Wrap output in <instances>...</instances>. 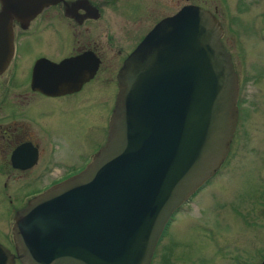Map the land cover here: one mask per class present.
I'll return each mask as SVG.
<instances>
[{
    "label": "water",
    "instance_id": "obj_1",
    "mask_svg": "<svg viewBox=\"0 0 264 264\" xmlns=\"http://www.w3.org/2000/svg\"><path fill=\"white\" fill-rule=\"evenodd\" d=\"M55 1L0 0V74L14 54L13 20ZM221 37L217 20L194 5L149 32L118 73L104 145L17 216L23 264L151 263L173 215L229 153L239 87Z\"/></svg>",
    "mask_w": 264,
    "mask_h": 264
},
{
    "label": "flooded vegetation",
    "instance_id": "obj_2",
    "mask_svg": "<svg viewBox=\"0 0 264 264\" xmlns=\"http://www.w3.org/2000/svg\"><path fill=\"white\" fill-rule=\"evenodd\" d=\"M186 2L57 0L26 22L13 20L14 54L0 74V264H23L13 232L19 213L35 197L83 171L104 145L119 90L118 73L126 59L159 22L183 7L194 5L208 10ZM211 14L217 19L216 13ZM50 36L57 41L52 48L57 55H27L31 39L52 40ZM22 54L27 60L20 62ZM101 87H106L110 95L99 98L108 105V114L95 126L98 150L88 151L80 156V162L70 164L66 159L76 143L70 130L73 107L82 111L78 123L85 131L89 126L84 110L89 106L90 92ZM51 110L50 117L55 113L66 117L68 133L62 129L56 134L55 125L51 129L39 123V118L48 117ZM258 178L264 184V177ZM255 196L252 211L258 213L260 209L261 213L264 191ZM258 258L262 264L264 246Z\"/></svg>",
    "mask_w": 264,
    "mask_h": 264
},
{
    "label": "rangeland",
    "instance_id": "obj_3",
    "mask_svg": "<svg viewBox=\"0 0 264 264\" xmlns=\"http://www.w3.org/2000/svg\"><path fill=\"white\" fill-rule=\"evenodd\" d=\"M191 2L217 15L221 42L231 55L238 79V122L219 174L173 215L156 246L153 264H259L258 254L264 246V210L261 206V213L260 209L258 213L252 211V203L254 195L257 198L258 192L264 191L258 178L264 177V0L186 3ZM51 38L40 42L31 39L27 55H57L52 51L57 41ZM24 60L27 58L22 54L20 62ZM105 88L90 92L89 106L84 110L89 126L85 131L78 123L82 111L73 107L70 130L76 143L66 159L70 164L80 162V156L88 151L98 150L95 126L108 114V105L99 102V98L110 95ZM52 112L39 118V123L51 129L55 125L56 134L62 129L68 133L66 117L59 113L50 117Z\"/></svg>",
    "mask_w": 264,
    "mask_h": 264
},
{
    "label": "bare ground",
    "instance_id": "obj_4",
    "mask_svg": "<svg viewBox=\"0 0 264 264\" xmlns=\"http://www.w3.org/2000/svg\"><path fill=\"white\" fill-rule=\"evenodd\" d=\"M70 156V155H69Z\"/></svg>",
    "mask_w": 264,
    "mask_h": 264
}]
</instances>
